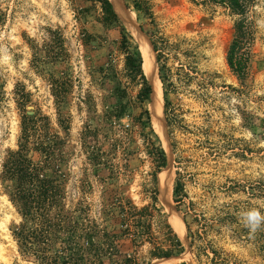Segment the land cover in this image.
<instances>
[{
  "label": "rangeland",
  "instance_id": "374dc122",
  "mask_svg": "<svg viewBox=\"0 0 264 264\" xmlns=\"http://www.w3.org/2000/svg\"><path fill=\"white\" fill-rule=\"evenodd\" d=\"M124 1L158 45L156 87L168 142L154 125L147 73L143 68L151 87L144 100V80L126 67L122 26L129 47L140 48L121 19L103 24L101 4L90 0H0V171L7 150L18 148L19 88L30 96L26 112L49 116L50 132L65 138L69 208L82 201L101 221L107 187L139 208L150 205L143 242L122 247L139 264L158 258L152 251L173 248V234L182 243L174 254L185 256L170 264H264V223L252 231L245 218L253 210L264 215V0L247 2L250 62L244 83L227 61L237 19L228 7L212 0H144L148 14L139 16L134 0ZM49 27L62 29L69 51L56 68L67 75L70 88L60 105L48 72L32 63L31 44L42 48ZM159 52L167 67L165 83ZM250 113L257 118L255 128L247 124ZM63 125L70 126L68 134ZM86 126L93 129L90 141L103 165L113 172L110 183L100 181L87 158L81 138ZM163 172L170 174L169 201L178 213L161 197ZM177 182L181 201L173 195ZM173 217L181 218V228ZM20 220L0 181V264H35L20 255L12 235Z\"/></svg>",
  "mask_w": 264,
  "mask_h": 264
},
{
  "label": "trees",
  "instance_id": "16d2710c",
  "mask_svg": "<svg viewBox=\"0 0 264 264\" xmlns=\"http://www.w3.org/2000/svg\"><path fill=\"white\" fill-rule=\"evenodd\" d=\"M90 1L101 4L103 24L120 23L110 0ZM212 1L225 5L237 17L227 61L238 80L244 83L249 77L250 62L249 31L245 17L248 0ZM133 2L139 16L148 14L146 1ZM47 31L49 39L42 48L31 44L32 63L37 71L48 72L52 94L57 105H60L70 88L67 75L59 73L56 68L64 64L69 51L60 27H49ZM122 35V44L126 50V67L142 77L145 86L141 95L144 100H148L151 87L143 71L141 52L137 47H129V33L125 26H122ZM154 48L158 51L155 42ZM40 52H43V56ZM161 57L159 52V74L165 83L168 76L167 67L162 63ZM47 65L52 66V69L44 71ZM17 93L21 110L18 148L7 150L0 171V181L21 216L20 222L11 228L20 255L35 264H139L135 255L123 251L122 247L126 241H131L134 245L143 242L146 228L150 226L147 216L153 214L150 205L139 208L130 198H125L113 190L108 191L107 187L103 192L101 221L91 215L90 206L82 201L74 208H69L66 201L68 176L65 138L50 132L49 116L26 112L29 93L20 91L19 88ZM118 116L121 118L123 113ZM256 119V116L250 113L247 118L248 126L255 128ZM59 120H62L61 115ZM148 124L151 126L150 120ZM63 128L68 134L70 126L63 125ZM92 133L93 129L90 127L86 126L83 130V148L100 181L104 184L110 183V178L114 177L113 172L103 165L99 149L91 144ZM33 152L39 157L35 158ZM158 152L165 163L166 153L161 144L158 145ZM181 189V184L177 182L173 191L176 201H181ZM171 242L173 248L157 249L152 251L153 255L162 257L181 252L182 243L176 234L171 236Z\"/></svg>",
  "mask_w": 264,
  "mask_h": 264
},
{
  "label": "water",
  "instance_id": "95a60500",
  "mask_svg": "<svg viewBox=\"0 0 264 264\" xmlns=\"http://www.w3.org/2000/svg\"><path fill=\"white\" fill-rule=\"evenodd\" d=\"M111 3L113 4V7L115 11L117 12L119 18L121 21L130 29L132 33H134L135 37H138L143 43H147V47L150 50V55H151V70L147 75L149 82L152 87V100L154 101V105L157 106L159 104L160 112H161V120H162V125H163V136L168 142V133H167V127H166V120L164 118V112H163V106L161 102H158V91L156 87V79H157V72H156V57L154 55V46L145 33L144 29L141 27L140 24H138L137 20L135 17H133L131 10L127 6L124 0H110ZM137 39V38H136ZM138 41V40H137ZM146 41V42H145ZM165 203L169 207V209L172 212H177L178 211L172 206L169 200H165ZM185 254H172L169 256H162L154 259L151 264H170L173 262H178L184 259Z\"/></svg>",
  "mask_w": 264,
  "mask_h": 264
},
{
  "label": "bare ground",
  "instance_id": "6f19581e",
  "mask_svg": "<svg viewBox=\"0 0 264 264\" xmlns=\"http://www.w3.org/2000/svg\"><path fill=\"white\" fill-rule=\"evenodd\" d=\"M132 15L134 17V13H132ZM136 38L138 40L140 52H141V55H142V58H143V68H144V71L148 74L150 72V70H151L150 50H149V48L146 45L147 43L145 44L138 37H136ZM158 102H161L160 93L159 92H158ZM158 105L159 104H157V106H152V112H153V115H154V122H155L154 125L156 127V130L159 131V133L161 135H163V125H162L163 123H162V120H161V112H160V108H159ZM171 180H172V177H171ZM170 182H171L170 181V174L168 172L161 173V175H160V184H161V189H162L161 197L164 200H166V199L169 200V197H170V186H171ZM173 215L175 216V214H173ZM177 217H179V216H177ZM179 219H181V218H179ZM179 219L174 218V223L178 227H180ZM181 222H182V220H181ZM179 233H181V232H179Z\"/></svg>",
  "mask_w": 264,
  "mask_h": 264
},
{
  "label": "clouds",
  "instance_id": "9594fccd",
  "mask_svg": "<svg viewBox=\"0 0 264 264\" xmlns=\"http://www.w3.org/2000/svg\"><path fill=\"white\" fill-rule=\"evenodd\" d=\"M245 218L248 226L251 227L252 231H256L261 223H264V215H261L259 211H249L245 214Z\"/></svg>",
  "mask_w": 264,
  "mask_h": 264
}]
</instances>
